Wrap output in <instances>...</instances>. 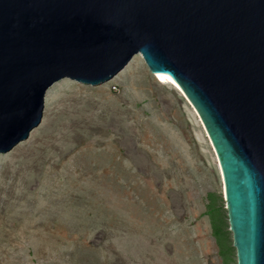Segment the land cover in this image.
I'll return each mask as SVG.
<instances>
[{"label":"rangeland","instance_id":"374dc122","mask_svg":"<svg viewBox=\"0 0 264 264\" xmlns=\"http://www.w3.org/2000/svg\"><path fill=\"white\" fill-rule=\"evenodd\" d=\"M49 89L0 153V264H238L217 155L177 87L137 54Z\"/></svg>","mask_w":264,"mask_h":264},{"label":"water","instance_id":"95a60500","mask_svg":"<svg viewBox=\"0 0 264 264\" xmlns=\"http://www.w3.org/2000/svg\"><path fill=\"white\" fill-rule=\"evenodd\" d=\"M137 54L200 116L238 264H264V0H0V153L41 124L53 84L105 83Z\"/></svg>","mask_w":264,"mask_h":264},{"label":"bare ground","instance_id":"6f19581e","mask_svg":"<svg viewBox=\"0 0 264 264\" xmlns=\"http://www.w3.org/2000/svg\"><path fill=\"white\" fill-rule=\"evenodd\" d=\"M133 62V61H132ZM131 64V63H130ZM161 80V79H160ZM161 82H164V83H171V84H173L175 87H177L182 93H183V91H182V89L177 85V84H175L174 82H172L171 80H161ZM50 89L47 91V94H46V96L47 97H49V94H50ZM45 105H46V103H45ZM103 170V169H102ZM103 172V171H102Z\"/></svg>","mask_w":264,"mask_h":264},{"label":"trees","instance_id":"16d2710c","mask_svg":"<svg viewBox=\"0 0 264 264\" xmlns=\"http://www.w3.org/2000/svg\"><path fill=\"white\" fill-rule=\"evenodd\" d=\"M217 227V226H216ZM217 234H218V232H217Z\"/></svg>","mask_w":264,"mask_h":264}]
</instances>
